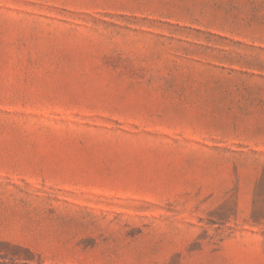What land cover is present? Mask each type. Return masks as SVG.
<instances>
[{
  "label": "rangeland",
  "instance_id": "obj_1",
  "mask_svg": "<svg viewBox=\"0 0 264 264\" xmlns=\"http://www.w3.org/2000/svg\"><path fill=\"white\" fill-rule=\"evenodd\" d=\"M0 264H264V0H0Z\"/></svg>",
  "mask_w": 264,
  "mask_h": 264
}]
</instances>
